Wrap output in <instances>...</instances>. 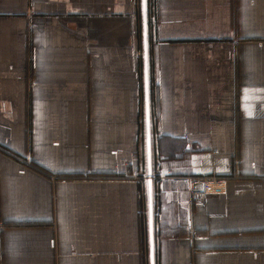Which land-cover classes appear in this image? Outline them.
<instances>
[{
	"label": "crops",
	"instance_id": "obj_1",
	"mask_svg": "<svg viewBox=\"0 0 264 264\" xmlns=\"http://www.w3.org/2000/svg\"><path fill=\"white\" fill-rule=\"evenodd\" d=\"M149 132L155 264H264V0H0V264H152Z\"/></svg>",
	"mask_w": 264,
	"mask_h": 264
},
{
	"label": "built area",
	"instance_id": "obj_2",
	"mask_svg": "<svg viewBox=\"0 0 264 264\" xmlns=\"http://www.w3.org/2000/svg\"><path fill=\"white\" fill-rule=\"evenodd\" d=\"M34 27V25H32ZM190 133H185L184 137L186 139L190 138ZM209 156L206 159L209 160L210 164L213 166L217 165L215 156L219 154L218 150L212 149L209 152ZM173 176L172 170H167V173L162 174V178H168ZM182 182L186 185L187 191L193 198H203L214 194H226L227 188V178L223 175L213 173L211 175H197L191 174L186 176H181ZM145 191V189L143 188ZM157 213L160 210L157 209Z\"/></svg>",
	"mask_w": 264,
	"mask_h": 264
},
{
	"label": "water",
	"instance_id": "obj_3",
	"mask_svg": "<svg viewBox=\"0 0 264 264\" xmlns=\"http://www.w3.org/2000/svg\"><path fill=\"white\" fill-rule=\"evenodd\" d=\"M143 15H144V29L145 39L147 38V0H143ZM145 88H146V107L147 116L149 120L150 102H149V76L148 71L145 76ZM148 123V130H150V122ZM148 148H149V229H150V241H151V263L155 264L154 260V202H153V178H152V167H151V135L148 133Z\"/></svg>",
	"mask_w": 264,
	"mask_h": 264
},
{
	"label": "trees",
	"instance_id": "obj_4",
	"mask_svg": "<svg viewBox=\"0 0 264 264\" xmlns=\"http://www.w3.org/2000/svg\"><path fill=\"white\" fill-rule=\"evenodd\" d=\"M158 148L160 156L174 160L183 158L184 156H188L189 158L193 153L198 151L193 146H190L185 138H168L167 136L159 138Z\"/></svg>",
	"mask_w": 264,
	"mask_h": 264
},
{
	"label": "rangeland",
	"instance_id": "obj_5",
	"mask_svg": "<svg viewBox=\"0 0 264 264\" xmlns=\"http://www.w3.org/2000/svg\"><path fill=\"white\" fill-rule=\"evenodd\" d=\"M198 134H200V133H198ZM137 193H138V198H139V203H140L139 209H140L141 223H142L141 226L143 229V246L147 249V245L145 246V244H146L145 216L143 214V210L145 209V204L147 201V194H146L147 192L143 190V185L140 184L138 186ZM147 238H148V236H147ZM142 255L145 258V253H142Z\"/></svg>",
	"mask_w": 264,
	"mask_h": 264
}]
</instances>
